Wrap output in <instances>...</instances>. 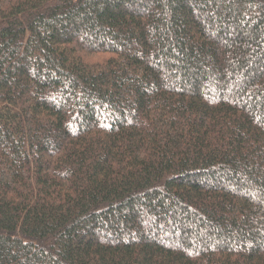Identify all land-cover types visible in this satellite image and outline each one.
I'll use <instances>...</instances> for the list:
<instances>
[{
    "label": "trees",
    "instance_id": "16d2710c",
    "mask_svg": "<svg viewBox=\"0 0 264 264\" xmlns=\"http://www.w3.org/2000/svg\"><path fill=\"white\" fill-rule=\"evenodd\" d=\"M0 264H264V0H0Z\"/></svg>",
    "mask_w": 264,
    "mask_h": 264
}]
</instances>
